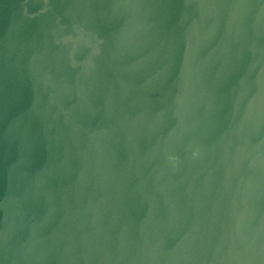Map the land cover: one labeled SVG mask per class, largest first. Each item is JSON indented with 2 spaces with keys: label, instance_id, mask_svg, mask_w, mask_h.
Listing matches in <instances>:
<instances>
[{
  "label": "water",
  "instance_id": "water-1",
  "mask_svg": "<svg viewBox=\"0 0 264 264\" xmlns=\"http://www.w3.org/2000/svg\"><path fill=\"white\" fill-rule=\"evenodd\" d=\"M0 264H264V0H0Z\"/></svg>",
  "mask_w": 264,
  "mask_h": 264
}]
</instances>
